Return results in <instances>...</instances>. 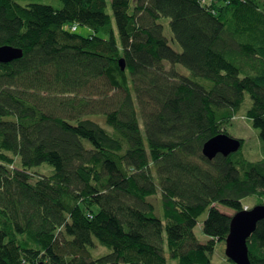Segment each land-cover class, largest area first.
I'll return each mask as SVG.
<instances>
[{"label": "trees", "instance_id": "1", "mask_svg": "<svg viewBox=\"0 0 264 264\" xmlns=\"http://www.w3.org/2000/svg\"><path fill=\"white\" fill-rule=\"evenodd\" d=\"M59 2L0 0L23 51L0 63V264H211L214 205H264V0ZM240 115L261 158L205 157ZM248 247L264 264V221Z\"/></svg>", "mask_w": 264, "mask_h": 264}, {"label": "rangeland", "instance_id": "2", "mask_svg": "<svg viewBox=\"0 0 264 264\" xmlns=\"http://www.w3.org/2000/svg\"><path fill=\"white\" fill-rule=\"evenodd\" d=\"M17 2L21 3V4H30V3H43V4H51L54 5L56 7L60 6V2L59 0H16ZM108 2V11L110 14H112V7H111V3L112 0H107ZM162 24L165 27V35L166 37L169 39L170 44L172 45V47L178 51L181 52L182 49L180 47V45L176 42H172V31L170 29V25H169V19H161ZM78 34L84 36V37H88L90 34L93 33L91 27L89 26H78V30L76 31ZM186 73L187 71L184 70ZM244 112L246 111L245 109L243 110ZM93 120H96L104 129H107L108 131H110V127L106 124L105 119L103 117L100 116H96V117H92ZM229 133L232 137L236 138V139H241L244 142V147H243V152L246 154V156L250 159V160H258L259 158H261L262 156V150H261V143H260V139L258 136V131L256 129H254L251 126V123L248 121L247 117L244 115H240V116H236V118L233 120V122L231 123V125L228 128ZM167 161V160H166ZM166 161H165V165H166ZM167 165L169 166V168L174 169V165L171 162H167ZM166 165V166H167ZM47 166V165H46ZM50 167V166H48ZM48 167H43L41 169V171L43 172H48L50 171ZM51 168V167H50ZM164 170V171H163ZM163 170H160V173L162 174H167V168L164 167ZM180 170V169H179ZM167 172V173H164ZM181 176H182V171L180 170L177 171ZM190 176V175H188ZM187 176V177H188ZM191 177V176H190ZM257 205V199L256 198H252V199H248V201L246 202V207L245 209H252ZM213 212L219 216L220 218H223L224 220H228L231 221V219L233 218V216L236 214L235 211L220 206V205H214L213 207ZM162 214H160L161 216ZM207 216H203L200 219V222L198 224V226L195 229V233L198 237V240L202 243L205 244L209 241V237H207L204 232H203V221L205 220ZM105 250L101 249V248H97V253H103ZM169 264H177V261L171 260L169 261ZM211 264H236L234 262H231L228 260L227 256H226V243L225 242H218L215 248L214 253L211 256Z\"/></svg>", "mask_w": 264, "mask_h": 264}, {"label": "water", "instance_id": "3", "mask_svg": "<svg viewBox=\"0 0 264 264\" xmlns=\"http://www.w3.org/2000/svg\"><path fill=\"white\" fill-rule=\"evenodd\" d=\"M23 57V51L12 46L0 47V63H11ZM122 71H125V61L121 60ZM243 147L241 139L227 134L210 139L203 149V154L209 160L218 155L228 157L239 152ZM264 221V205H257L251 210L237 212L230 221V233L226 239V256L236 264H252L249 255L248 240L256 232L258 224ZM48 264V263H41ZM58 264V263H56Z\"/></svg>", "mask_w": 264, "mask_h": 264}, {"label": "built area", "instance_id": "4", "mask_svg": "<svg viewBox=\"0 0 264 264\" xmlns=\"http://www.w3.org/2000/svg\"><path fill=\"white\" fill-rule=\"evenodd\" d=\"M78 26V25H77ZM78 30V27H76V26H73V28H72V31H77Z\"/></svg>", "mask_w": 264, "mask_h": 264}, {"label": "bare ground", "instance_id": "5", "mask_svg": "<svg viewBox=\"0 0 264 264\" xmlns=\"http://www.w3.org/2000/svg\"><path fill=\"white\" fill-rule=\"evenodd\" d=\"M245 210H248V209H245Z\"/></svg>", "mask_w": 264, "mask_h": 264}]
</instances>
